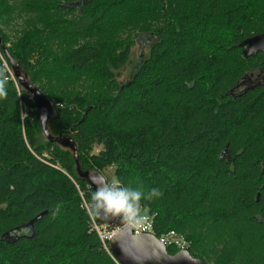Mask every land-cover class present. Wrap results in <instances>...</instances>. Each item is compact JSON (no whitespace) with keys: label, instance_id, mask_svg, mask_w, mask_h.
Masks as SVG:
<instances>
[{"label":"trees","instance_id":"obj_1","mask_svg":"<svg viewBox=\"0 0 264 264\" xmlns=\"http://www.w3.org/2000/svg\"><path fill=\"white\" fill-rule=\"evenodd\" d=\"M16 1L0 0V19ZM35 3L24 1L37 19L14 41L0 29V238L44 215L0 240V264H119L90 229L93 192L72 152L46 139L9 58L55 101L47 132L71 137L82 171L114 167L120 186L160 191L141 199L156 236H182L202 264H264V83L227 95L264 76V54L239 47L264 34V0ZM135 44L147 54L121 83Z\"/></svg>","mask_w":264,"mask_h":264},{"label":"water","instance_id":"obj_2","mask_svg":"<svg viewBox=\"0 0 264 264\" xmlns=\"http://www.w3.org/2000/svg\"><path fill=\"white\" fill-rule=\"evenodd\" d=\"M242 54L245 58L254 57L257 53L264 54V34L253 36L244 40L240 45ZM11 68L13 70L14 78L19 85L26 90L34 99V103L38 110L41 130L46 139L57 144L63 149H68L72 152L76 172L87 186L94 193L96 185L92 182V177L98 176L105 180L100 173H93L89 171H82L78 161L76 146L68 135L52 136L47 132V121L53 112L52 103L41 93L37 88L32 87L27 83L25 77L21 76L19 66L9 58ZM249 83L246 77L242 78L234 88H232L227 95L232 97L242 96L246 91L257 88L258 84ZM244 87L243 90H240ZM106 181V180H105ZM93 208V204H92ZM44 214L36 216L23 228H17L12 232L13 235L5 234L1 236L0 240L5 242L15 241L19 238L21 231L32 230L33 224L37 222ZM95 220L99 224L107 225L112 228H121L114 239L109 243V253L114 260L119 264H202L198 259L192 258L188 251L183 250L169 255L167 248L160 243L155 236L150 234H142L135 236L132 231L125 225L126 222L120 220L119 217L104 218L102 215L94 213Z\"/></svg>","mask_w":264,"mask_h":264},{"label":"clouds","instance_id":"obj_3","mask_svg":"<svg viewBox=\"0 0 264 264\" xmlns=\"http://www.w3.org/2000/svg\"><path fill=\"white\" fill-rule=\"evenodd\" d=\"M6 77L0 74V98L6 95ZM96 185L91 200L93 212L104 218L119 217L120 220L135 225L148 220L147 207L141 206V199L147 201L161 195L157 188H152L147 194L128 186H120L117 181L108 183L98 176L92 177Z\"/></svg>","mask_w":264,"mask_h":264},{"label":"rangeland","instance_id":"obj_4","mask_svg":"<svg viewBox=\"0 0 264 264\" xmlns=\"http://www.w3.org/2000/svg\"><path fill=\"white\" fill-rule=\"evenodd\" d=\"M26 1V0H24ZM23 0L16 1L14 5V10L10 15L5 16L4 18L0 19V29L3 31L4 34L7 35L9 38V41H14L21 33L22 31L29 29V27L32 25V23L37 19V14H34L32 12H27L28 8L26 9V6L24 4ZM36 1L35 4H39L42 2H51V1H59V2H67V1H74V0H32ZM145 51V55L147 54V51L144 50V48L138 44H135V46L131 49V59L130 63L125 65L124 70L122 71L121 78L119 79V82L124 83L126 82L131 73L133 72L136 64H137V55L138 53H142ZM256 76V75H255ZM52 86L55 88L57 92L62 90L63 92L70 91L69 85H62L60 88L56 83H53ZM52 104L55 103V101H51ZM62 106V105H60ZM54 116V113L52 114ZM100 151V148H96L93 151V154H97ZM101 175L104 177V179L108 183H112L116 179L114 178V167H108L106 170H104ZM210 247L206 245L205 250L208 251V253L212 254ZM208 264H213V259L211 255L209 256ZM247 260V258H246ZM242 259V261H246ZM245 263V262H244Z\"/></svg>","mask_w":264,"mask_h":264},{"label":"built area","instance_id":"obj_5","mask_svg":"<svg viewBox=\"0 0 264 264\" xmlns=\"http://www.w3.org/2000/svg\"><path fill=\"white\" fill-rule=\"evenodd\" d=\"M83 207L89 215V225L91 231L98 237L102 246L109 252V243L114 239L121 228H112L107 225L99 224L95 220V215L91 214V206L83 202ZM125 225L132 231L133 235L138 236L142 234H150L155 236V238L162 243L167 249L171 248L177 252L188 249V242L180 235L175 232H167L156 236L153 227V218L148 216V220L143 223H138L135 225L125 223ZM110 254V253H109Z\"/></svg>","mask_w":264,"mask_h":264},{"label":"flooded vegetation","instance_id":"obj_6","mask_svg":"<svg viewBox=\"0 0 264 264\" xmlns=\"http://www.w3.org/2000/svg\"><path fill=\"white\" fill-rule=\"evenodd\" d=\"M246 81L249 82L250 84L254 83V82H258L259 84H262V83H264V76H262L261 74L252 73L249 76H247ZM243 89H244V87L239 89V91L243 90Z\"/></svg>","mask_w":264,"mask_h":264}]
</instances>
